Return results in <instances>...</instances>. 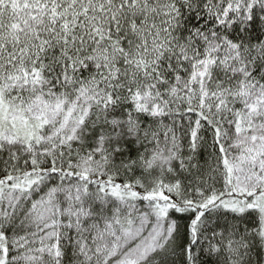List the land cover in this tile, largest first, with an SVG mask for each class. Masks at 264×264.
Masks as SVG:
<instances>
[{
    "label": "snow or ice",
    "instance_id": "obj_1",
    "mask_svg": "<svg viewBox=\"0 0 264 264\" xmlns=\"http://www.w3.org/2000/svg\"><path fill=\"white\" fill-rule=\"evenodd\" d=\"M0 264H264V0H0Z\"/></svg>",
    "mask_w": 264,
    "mask_h": 264
}]
</instances>
